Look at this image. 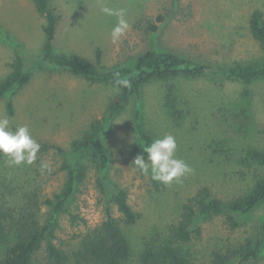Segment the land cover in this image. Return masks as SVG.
I'll use <instances>...</instances> for the list:
<instances>
[{
  "label": "rangeland",
  "instance_id": "1",
  "mask_svg": "<svg viewBox=\"0 0 264 264\" xmlns=\"http://www.w3.org/2000/svg\"><path fill=\"white\" fill-rule=\"evenodd\" d=\"M49 3L59 17L55 51L87 58L99 72L130 64L151 49L175 52L214 67L233 68L264 60V48L249 29V18L254 12L264 20V0ZM102 5L126 12L131 28L118 43L114 44L110 37L116 17L101 12ZM159 16L161 23H157ZM44 23L32 1L0 0V81L9 75L20 56L34 60L43 54ZM148 23L157 25V30L148 31ZM115 94L109 85L86 81L46 65L34 70L30 83L12 97L13 115L8 114L5 99L0 103V116L10 118L13 130L27 125L41 146L67 150L91 123L103 121ZM167 95L174 98V109L166 103ZM139 102L144 124L153 139L173 135L178 145L176 158L184 160L194 172L179 183L164 185L154 181L150 172L143 175L134 168L137 143L132 101L104 134V146L110 156L106 187L99 188L94 174L71 207L87 226L95 227L103 220V209L110 206L112 193L126 189L129 204L141 214L127 230L132 249L130 264H139L142 246L171 239L182 204L198 189L209 187L222 200L246 193L254 184L256 171L248 166V152L264 151V79L245 84L223 76L204 75L153 81L143 89ZM6 160L0 155V202L8 207L28 202L26 195L45 198L63 183L58 172L60 155L53 149L41 153L40 147L32 165L9 166ZM41 162L48 163L51 170L42 174ZM235 220L238 226L233 229L225 216L196 219L195 227L200 228L201 236L183 245L184 252L195 264H238L240 258L234 252L261 238L264 204L246 217L235 216ZM84 230L83 223L72 224L65 216L58 237L71 251ZM243 264H264V257Z\"/></svg>",
  "mask_w": 264,
  "mask_h": 264
},
{
  "label": "trees",
  "instance_id": "2",
  "mask_svg": "<svg viewBox=\"0 0 264 264\" xmlns=\"http://www.w3.org/2000/svg\"><path fill=\"white\" fill-rule=\"evenodd\" d=\"M30 1L45 22L43 54L34 60L20 56L11 66L9 75L0 81V103L7 100L8 114L13 115L12 97L30 83L34 70L46 65L86 81L109 85L116 90V94L108 104L103 121L91 123L79 138L70 143L67 150L47 144L41 146V153L53 149L60 155L58 172L63 176V183L57 191L40 199L26 195L28 202L20 206L8 207L0 202V264H130L132 249L127 230L137 223L141 214L129 204L126 189L120 188L112 193L110 206L104 207L103 220L95 227L87 226L76 210L75 213L71 211L77 194H82L87 188L85 185L88 178L96 174L99 188L106 187L110 156L103 139L112 121L134 102L133 130L138 146L134 153L138 156L140 150L143 151L154 141L144 124L139 102L143 89L149 83L218 75L249 84L264 79V60L233 68L214 67L192 61L175 52L151 49L138 55L130 64L99 72L97 66L87 58L55 51L54 41L59 21L56 10L50 7L49 0ZM161 22L162 17L159 16L157 23ZM249 29L253 38L264 48V20L260 13L254 12L250 16ZM156 30L157 25L148 23V31ZM117 73L119 78L129 82L127 87L115 83ZM166 103L174 109L172 95H167ZM143 154L147 155L145 152ZM247 162L256 171L254 184L246 193L222 200L209 187L198 189L182 204L172 227L171 239L142 246L138 253L139 264H195L182 246L190 243L193 238H200L201 230L195 227L196 219L225 216L229 226L234 229L238 226L235 216L246 217L264 204V151L250 150ZM65 216H68L70 223L79 221L85 228L78 245L71 251L65 249L64 242L58 237L60 222ZM234 255L240 258L238 264L264 257V225L261 238L253 244L241 246Z\"/></svg>",
  "mask_w": 264,
  "mask_h": 264
},
{
  "label": "clouds",
  "instance_id": "3",
  "mask_svg": "<svg viewBox=\"0 0 264 264\" xmlns=\"http://www.w3.org/2000/svg\"><path fill=\"white\" fill-rule=\"evenodd\" d=\"M100 10L107 16L116 17L110 37L114 44L120 42L131 28L125 10L107 5H102ZM116 75L115 83L127 87L129 82L119 78V73ZM40 147L41 145L33 138L27 125L17 126L13 130L10 118L0 116V155L7 158L6 163L9 166L32 165L36 162ZM177 147L176 138L171 134L165 135L143 148V151L147 153V159L143 155H138L132 165L143 175H148L150 172L154 181L164 185H171L173 181L179 183L183 177L192 174L194 169L184 160L176 158ZM39 170L42 174L50 171V165L41 162Z\"/></svg>",
  "mask_w": 264,
  "mask_h": 264
}]
</instances>
